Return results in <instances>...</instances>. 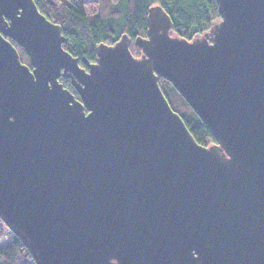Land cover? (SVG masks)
<instances>
[{
    "label": "water",
    "instance_id": "obj_1",
    "mask_svg": "<svg viewBox=\"0 0 264 264\" xmlns=\"http://www.w3.org/2000/svg\"><path fill=\"white\" fill-rule=\"evenodd\" d=\"M217 4L190 41L153 6L139 57L125 34L84 68L34 0H0V219L35 264H264V0Z\"/></svg>",
    "mask_w": 264,
    "mask_h": 264
},
{
    "label": "trees",
    "instance_id": "obj_2",
    "mask_svg": "<svg viewBox=\"0 0 264 264\" xmlns=\"http://www.w3.org/2000/svg\"><path fill=\"white\" fill-rule=\"evenodd\" d=\"M39 11L62 29L63 47L81 66L83 59L93 63L99 44L114 45L123 35L131 41L135 57L141 50L137 37H147L148 12L159 5L171 18L174 35L192 40L210 29L220 19L217 0H34ZM22 63L30 66L24 49L14 43ZM65 88L78 95L69 80L60 78ZM159 85L172 109L177 112L189 131L202 146L216 143L212 132L202 123L173 85L159 78ZM5 243V244H4ZM3 245V246H2ZM0 264H35L28 249L0 219Z\"/></svg>",
    "mask_w": 264,
    "mask_h": 264
},
{
    "label": "flooded vegetation",
    "instance_id": "obj_3",
    "mask_svg": "<svg viewBox=\"0 0 264 264\" xmlns=\"http://www.w3.org/2000/svg\"><path fill=\"white\" fill-rule=\"evenodd\" d=\"M82 67L86 68V66H82Z\"/></svg>",
    "mask_w": 264,
    "mask_h": 264
},
{
    "label": "rangeland",
    "instance_id": "obj_4",
    "mask_svg": "<svg viewBox=\"0 0 264 264\" xmlns=\"http://www.w3.org/2000/svg\"><path fill=\"white\" fill-rule=\"evenodd\" d=\"M5 244V243H4ZM3 246V245H2Z\"/></svg>",
    "mask_w": 264,
    "mask_h": 264
}]
</instances>
